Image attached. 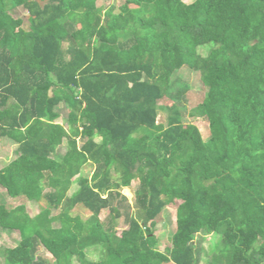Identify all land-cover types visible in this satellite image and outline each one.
Returning a JSON list of instances; mask_svg holds the SVG:
<instances>
[{"label": "trees", "instance_id": "obj_1", "mask_svg": "<svg viewBox=\"0 0 264 264\" xmlns=\"http://www.w3.org/2000/svg\"><path fill=\"white\" fill-rule=\"evenodd\" d=\"M96 1L0 0V138L18 143L0 189L46 203L32 217L0 205V230L19 236L1 264H200L195 239L212 234L206 264H264V0H125L103 14ZM184 67L205 89L189 114L207 139L183 122L187 87L171 92Z\"/></svg>", "mask_w": 264, "mask_h": 264}, {"label": "rangeland", "instance_id": "obj_2", "mask_svg": "<svg viewBox=\"0 0 264 264\" xmlns=\"http://www.w3.org/2000/svg\"><path fill=\"white\" fill-rule=\"evenodd\" d=\"M190 0H186L185 2H189ZM125 0H98L97 5L98 8L103 9V8H113L114 11H117L123 4ZM133 7V6H132ZM10 14L14 18H21L24 22V29H28V19L26 16V12L22 8H17V9H12L9 10ZM204 51H207V47H202ZM187 87V92L184 96V101H182V105L180 109H182V114H183V122L186 124H194L196 125L199 130L201 131V134L204 139H207L208 133H207V127L206 123L204 120L201 119H193L190 116V112L192 113L196 110L199 103H201L205 89L203 88L201 81H200V76L199 74H196L192 72L190 69L184 67L180 71L174 73L172 76V91L174 92L175 90L181 88V87ZM173 102V100L170 97H166L165 100H163L164 104L170 105ZM161 104V103H160ZM179 107V106H178ZM194 109V110H193ZM59 114L61 117L56 120L58 123H66V118L68 116V111L62 107L58 110ZM199 113H194V115L198 116ZM159 116L160 118H163L165 116L164 112L159 111ZM65 122V123H64ZM64 126V125H63ZM65 128L66 124H65ZM78 146H81L82 142L77 141ZM7 148L9 156L6 158V160L0 159V164L5 165L9 161H11L14 158V155L10 154V147L7 146V142L4 140H0V148ZM66 147V144L63 145V147L60 148V152L64 154V149ZM92 173V169L90 167L84 168L82 171V174H85L87 176H90ZM137 186V181H133L131 183V186L129 188H125L122 190L123 194L128 198L130 202H132L133 198V192L136 189ZM0 203H4L6 207H14L20 204L25 205L26 211L30 215V217L35 216L38 214L41 209L46 208V203L43 202L41 204H31L25 198L21 197L16 200H9L6 198V195L0 194ZM175 205H169L166 208L165 213L163 216L161 215L157 220H156V226L154 229V235L159 241L158 243V249L160 251H163L167 246H170V236L174 233L175 230ZM65 209V205L60 208V210ZM72 216H79L82 220H85L88 217V212L84 210L81 207L76 208L74 211L71 212ZM107 215V212H103L101 214V218L104 219ZM54 226H57V224ZM126 229V226L122 224L121 221L117 224V232L120 234L123 230ZM216 230V227L213 228V232ZM19 241V236L17 232H8V231H3L0 230V249L1 248H13ZM214 241V236L212 235H198L195 239V242L200 243V246L204 249L203 255H202V261L200 264H206L207 260V253H205V250L209 248L210 244ZM216 244L218 245V241L216 240ZM38 256L41 258H44L46 260H52L51 257L44 252V250H39L37 253ZM171 264V263H170Z\"/></svg>", "mask_w": 264, "mask_h": 264}, {"label": "crops", "instance_id": "obj_3", "mask_svg": "<svg viewBox=\"0 0 264 264\" xmlns=\"http://www.w3.org/2000/svg\"><path fill=\"white\" fill-rule=\"evenodd\" d=\"M98 1V0H97ZM97 1H96V8H98V5H97ZM98 9H100V8H98ZM109 9H112V8H103V9H101V11H102V14L105 12V11H107V10H109ZM60 108H62V106L60 105L57 109H56V111H57V113H59L58 112V110L60 109ZM61 117V115L59 114V118ZM58 118V119H59ZM58 123V122H57ZM65 123V122H64ZM59 124H61V125H64V128H65V124H63V123H59ZM66 127H67V125H66ZM66 129V128H65ZM0 140H4V141H6L7 142V146H9L10 147V154H12V155H14V158L11 160V161H9L7 164H5V165H1L0 164V169H2V168H5L6 166H8V164H10L16 157H17V147H18V143H17V141H15L14 139H10V138H8V137H6V138H0ZM64 144H66V142H64L63 143V145ZM63 145H60V147L58 148V151H59V155H61L62 153L60 152V148L61 147H63ZM65 150V149H64ZM9 156V153H8V150H7V148H0V159H3V160H6V158ZM0 194H3V195H6V193H5V191L4 190H2V189H0ZM6 198L7 199H9L10 201L11 200H16V199H11V198H9V197H7V195H6ZM19 199V198H18ZM29 203H31V204H37V203H34V202H29ZM2 203H0V205H1ZM5 205V204H4ZM6 206V205H5ZM15 207V206H14ZM28 213V212H27ZM30 216V215H29ZM2 249V248H1ZM48 254V253H47ZM49 256H50V254H48ZM3 262V260H2V256H0V264Z\"/></svg>", "mask_w": 264, "mask_h": 264}]
</instances>
